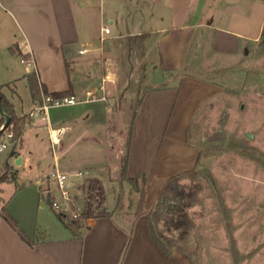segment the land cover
<instances>
[{
  "label": "crops",
  "instance_id": "crops-1",
  "mask_svg": "<svg viewBox=\"0 0 264 264\" xmlns=\"http://www.w3.org/2000/svg\"><path fill=\"white\" fill-rule=\"evenodd\" d=\"M95 1L51 0L52 18L48 19L47 14L41 12L46 16L42 17L36 12L38 0H6L17 8L24 5L27 12L20 13L21 18L23 13L26 16V29L22 37L13 40L22 52L17 56L20 60L33 58L34 69L50 93L71 88L77 99L73 104L49 105L45 109L39 108L32 95L27 102L17 82L32 70L21 76L12 57L2 55L1 90L26 123L22 146L11 143L6 164L0 166L16 172L14 180L0 181V200L7 203L9 212L31 239L42 230L49 209H53L50 174L55 169L71 174L92 173L90 177L101 179L105 188L106 182L118 181L126 139L123 127H114L109 101L100 96L91 98L88 91L93 88L82 85L79 74L93 58L104 56L106 38L149 33L146 56L155 74L157 70L166 73L185 65L199 27H206L201 39H212L215 50L228 54L245 48L242 40L257 42L264 36V0H137L134 7L138 29L102 41L106 25L101 26L97 43L90 32L89 3ZM17 21L20 23L18 18ZM108 21L112 23L113 19ZM149 41L158 50L156 60L149 59ZM162 78L154 75L150 83L153 88L144 94L133 122L127 174L138 179L145 176L146 180L136 211L124 217L126 223L118 220L116 213L88 218L84 222L86 230L47 234L30 245L0 215V264H195L180 251L166 257L148 234L147 218L169 178L195 166L200 152L188 143L189 122L200 102L214 93L215 85L184 74L177 85L154 88ZM16 97L21 101L16 102ZM57 130L62 132L54 142L51 132ZM80 142L94 156L82 163L84 169L74 162ZM62 155L68 157L67 161L62 160ZM83 179L75 176L70 183L76 186Z\"/></svg>",
  "mask_w": 264,
  "mask_h": 264
},
{
  "label": "rangeland",
  "instance_id": "rangeland-1",
  "mask_svg": "<svg viewBox=\"0 0 264 264\" xmlns=\"http://www.w3.org/2000/svg\"><path fill=\"white\" fill-rule=\"evenodd\" d=\"M50 1L38 0V8H35L38 15L42 12L48 19L52 18ZM135 2L137 0H96L89 3L92 9L90 32L97 43L100 42L101 26L106 25L112 30L105 37L138 29ZM24 8V5L17 8L0 0V62L3 54L12 57L21 76L27 70H33L34 65L22 63L20 57L9 51L14 46L13 40L22 37L26 29ZM21 11L24 12L22 18ZM43 14L41 16L46 17ZM109 18L113 19L112 23ZM205 28L199 27V35L192 41L180 71L175 69L165 73L157 70L154 74V66L146 56L148 75L141 80V59H130L127 52L114 43L112 36L103 43L104 56L93 58L89 67L79 73L80 80L82 85L93 88L96 96L104 95L109 101L114 127H123L125 137L131 106L137 94L153 86L150 83L154 75H162L160 84L164 85H177L184 74L214 84V93L200 102L189 122L187 140L199 150L200 156L193 168L180 173L186 175L183 183L189 188L200 184L202 189L200 200L189 209L195 226L187 241L181 242L184 250L175 251L187 254L195 264H264V36L257 42L242 40L245 48L237 54H228L215 50L212 39H201ZM148 43L150 61L158 59L155 45ZM107 74L109 78L102 91L100 83ZM17 85L20 95L28 102L31 94L26 78L21 77ZM17 101L21 100L16 97ZM247 132L253 133L254 137H248ZM10 149L0 151V166L6 164L5 156ZM89 149L80 142L75 151L74 162L82 169V163L94 157ZM62 156V160L66 158L67 161L68 157ZM12 172L10 167L0 168V176L5 174L9 178ZM90 176L92 173L83 171L81 181ZM74 177L70 176V179ZM51 186L54 199L62 204L57 184L52 181ZM139 186L143 188L142 184ZM130 187L125 183L126 192ZM106 188L107 206L113 209L118 201L120 184L118 181L106 182ZM70 196L68 204H64L65 207L62 204L63 211L49 209L47 221H43L44 226L38 231L43 236H58L71 230L67 224L73 217H78L85 199L76 186ZM130 196L125 194L123 205L115 214L122 223H126L124 217H131L136 211L138 196L133 192ZM85 221L86 218H81L82 230H86Z\"/></svg>",
  "mask_w": 264,
  "mask_h": 264
},
{
  "label": "trees",
  "instance_id": "trees-1",
  "mask_svg": "<svg viewBox=\"0 0 264 264\" xmlns=\"http://www.w3.org/2000/svg\"><path fill=\"white\" fill-rule=\"evenodd\" d=\"M150 36L149 33L128 34L123 36H114L113 41L118 47L124 49L128 57L131 59L137 57L141 59V80L146 77V40ZM14 45L10 47V52L14 55L21 56L22 52ZM181 69L175 70L180 71ZM169 72H174L173 70ZM27 78L28 86L33 100L37 104H42L43 96L52 95L53 97H64L72 95V89L64 91L50 93L46 85L40 80L38 72L33 69L25 74ZM4 85L0 84V88ZM169 85L160 84L154 88H165ZM153 87L146 88L143 92L137 94V99L129 113L127 123V133L124 142V151L120 162V175L118 182L120 184V191L118 194V201L113 209H109L107 206V191L103 181L97 177H89L84 181L76 183V187L84 193V204L78 217H73L68 226L77 232L82 226L81 218H100L109 217L115 214L123 205L125 194L131 197V193L137 194L138 203L142 195L143 188L145 186V176L141 179L129 177L127 174L128 159L131 145L132 127L135 116L139 111L144 94ZM1 105L3 110L10 115V122L4 128V130H11L13 132V141L17 146H22L23 128L26 123L24 117L17 115L13 103L2 92ZM5 118L2 115L0 119V127L4 124ZM4 130L0 129V136L4 133ZM220 135V134H219ZM16 172H12L11 177L3 174L0 176V181L14 180ZM185 174L178 173L172 175L166 183L164 189L160 193L156 203L149 213L147 219V230L150 238L156 243L159 249L166 257H170L175 250H184L181 242L187 241L188 235L195 226L194 219L191 217L189 209L193 207L200 199L199 192L202 189L200 184L196 185V188H189L183 179ZM125 183L131 185V187L125 190ZM140 184L143 188H140ZM137 203V204H138ZM131 204H129V207ZM137 206V205H136ZM0 215L18 232L20 237L28 242L30 245H34L40 242L45 236L42 232H38L34 239L29 238L26 233L20 228L18 221L11 215L7 208V203L4 200H0ZM63 219V214H60ZM77 229V230H75ZM81 233H77L80 235Z\"/></svg>",
  "mask_w": 264,
  "mask_h": 264
},
{
  "label": "built area",
  "instance_id": "built-area-1",
  "mask_svg": "<svg viewBox=\"0 0 264 264\" xmlns=\"http://www.w3.org/2000/svg\"><path fill=\"white\" fill-rule=\"evenodd\" d=\"M102 31L104 35L110 33V28L108 26H104L102 28ZM106 37H102V41ZM82 50L81 52H83ZM22 63H26L28 66H33L34 65V60L32 57H22L21 58ZM109 78L108 74L106 76L102 77V82L100 83V89L104 91L105 87V81ZM88 95L91 98H97L95 95V90L91 89L88 91ZM103 99H106L104 95L100 96ZM77 99L75 96L70 95V96H64V97H53L52 95H45L43 96V102L42 104L39 105L40 109H45L49 105H64V104H73L76 103ZM0 129L4 130L3 125L0 127ZM62 131L57 130L56 133L51 132L52 140L54 142H57L56 136L59 135ZM14 143L13 141V132L11 130H4V133L0 136V151H3L4 149L8 148V146ZM70 176H83V171H77L75 173H68L61 171L59 169H55L51 174H50V179L51 181L55 182L61 192V196L63 198V203H67L71 199V190L75 186L74 184H71ZM62 204L58 202L56 199H54V196L51 199V205L54 209H57L58 211H63L65 208L62 207ZM77 215V214H76Z\"/></svg>",
  "mask_w": 264,
  "mask_h": 264
},
{
  "label": "water",
  "instance_id": "water-1",
  "mask_svg": "<svg viewBox=\"0 0 264 264\" xmlns=\"http://www.w3.org/2000/svg\"><path fill=\"white\" fill-rule=\"evenodd\" d=\"M1 96H2V90L0 88V113L4 116L5 118V122L3 124V128H5L7 126V124L10 122V115H8L2 108V105H1ZM248 137L250 138H253L254 137V134L253 133H250V132H247L246 134Z\"/></svg>",
  "mask_w": 264,
  "mask_h": 264
}]
</instances>
